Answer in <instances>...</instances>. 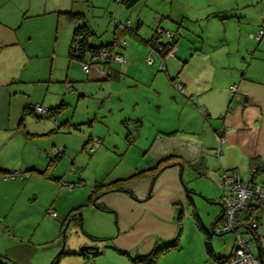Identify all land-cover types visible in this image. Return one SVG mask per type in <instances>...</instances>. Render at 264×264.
Instances as JSON below:
<instances>
[{"label": "rangeland", "instance_id": "374dc122", "mask_svg": "<svg viewBox=\"0 0 264 264\" xmlns=\"http://www.w3.org/2000/svg\"><path fill=\"white\" fill-rule=\"evenodd\" d=\"M13 1L27 6L23 14L12 10L8 2L0 6V18L12 22L24 16L26 20L19 33L26 51L10 48L0 57V71L6 70L12 77L8 81L4 80L6 74H0V85H3L0 86V166L9 170L2 175L8 182H0V223L8 225L4 226L7 237L0 240V244L4 242L0 253L2 264H50L53 260L54 264H135L132 258L136 254L131 255L127 250L124 251L130 256L122 254L113 245L110 237L116 234L117 216L112 209L99 208L92 202L93 185L145 173L149 171L148 166L152 170L154 155L149 149L153 145L155 126L177 125L183 113V108L171 98L170 88L180 94L171 78L178 74L193 81L225 74L223 70L212 72L208 68L200 77L196 76L202 70V65H195L199 63L198 56H191L197 48L203 47L213 58L223 59L231 58L238 51L255 54L264 51V38L258 42L251 37L264 28V0H141L129 9L117 0ZM230 7L234 8L224 11ZM62 10L83 14L95 32L91 37L94 44L112 41L117 23L124 25L130 20L137 27L141 20V33L151 36L160 27L163 33L159 41L171 42L170 31L178 40L174 49L180 48L183 52L178 57L165 56L167 70L157 71L159 64H147L145 58L149 54L156 63V58H161L158 52L152 51L143 56L142 70L135 62L123 67L119 62H112V67H122L123 76L119 81L89 80L80 63L70 61L68 47L74 26L59 14ZM240 12L246 14V19L238 17ZM117 31L120 41L125 39L129 43L124 49L116 48L129 60L130 44L137 41L128 33H121V28ZM147 48L152 50L150 46ZM181 53L190 62L183 65ZM104 66L109 69V65ZM147 67L159 74L155 80L145 71ZM153 83L164 90L165 98L155 90L149 91ZM28 102L42 104L44 108L56 107L61 102L66 104L53 117L40 119L38 114V117L28 115L24 126H20L23 108ZM138 116L142 118L140 126ZM99 139L103 141L97 144ZM190 141L196 142L192 138ZM64 147L67 154L52 167L53 175L61 180L39 174L53 163L55 149ZM209 151L213 159L207 164L205 175L184 165L182 179L188 196L186 205H180L177 214L178 249L162 256L160 264H187L190 249L207 264L205 236L196 221L200 219L211 232L222 213L220 199L225 193L215 170L218 162L215 150ZM30 167L37 170L27 171ZM259 176L258 180L263 181L264 172ZM79 179L80 186L71 189L67 185ZM97 203L103 205L98 200ZM50 210L56 213L55 218L49 215ZM242 231L257 255L258 245L252 233ZM258 232L264 247V219ZM211 236L215 251L226 256L232 252L234 232ZM86 246L98 248L99 254H80Z\"/></svg>", "mask_w": 264, "mask_h": 264}, {"label": "crops", "instance_id": "0c3cea01", "mask_svg": "<svg viewBox=\"0 0 264 264\" xmlns=\"http://www.w3.org/2000/svg\"><path fill=\"white\" fill-rule=\"evenodd\" d=\"M8 2L9 0H4L0 3V6L4 4L7 5ZM9 3H11L10 7L11 9L13 8L12 10H20L22 14L23 10L27 8L25 5L15 4L13 0ZM124 7L127 8L126 6ZM232 8L230 7L224 11L227 12ZM65 12L73 11L62 10L59 14L62 15L65 21L73 24L74 32L78 23L68 20L63 15ZM238 17L246 19V14L244 12H240L238 13ZM25 20L24 16H22L21 20H13L12 22H7L6 20L0 18V57L3 56V54L10 48H13L15 51L19 50L23 53L26 51V47H24L25 45H23L19 33L21 27L25 23ZM60 20L61 16H59V21ZM84 22L87 23L85 18ZM142 24L143 22L139 20L137 27H134V21H132V29L130 31H121V33H128L137 41V43L130 44L133 52L129 51V60H126L124 53L119 52L118 48H116L119 46L124 49L128 45H122V40L120 41L119 32L117 31L119 29L114 31L113 40L106 44H94L91 42L94 45H108L114 43V48H103L88 61H77L80 63L81 67L83 62L91 65L87 73L89 80L109 81L112 79L119 81L123 76V73L121 72L123 64L132 65L133 62H135L140 65L138 68L142 70L144 68L142 64L143 61H141L143 56L152 51L158 52L161 58H156L158 60L156 63V61L151 57L152 55L149 54L145 60L147 62V58H152L153 63L149 64L147 62V64L149 66L159 64V70L157 71L167 70L168 65L165 57L166 50H163V48L165 47V44L169 42L158 41V46L147 43L146 40L150 39L154 33L151 36L150 34L141 33L140 27ZM88 26L90 27L89 24ZM261 29L264 30V28ZM73 32L69 41L70 44ZM93 33L95 34L94 31ZM257 34H251V37L253 40L260 42L263 40L264 35L261 40H258L256 38ZM161 35L162 33L159 35V38L162 37ZM203 41H205V39H203ZM160 42H163L164 44H160ZM70 44L68 47V53ZM148 46H150L152 50H149L147 48ZM102 50H110L112 52L115 51L121 53L124 57V61L119 62L122 64V67L119 68L118 66L116 67L118 69H116L115 67H112V62L104 60L94 61L96 56ZM174 50V56L177 57L179 52H183L180 51V48H175ZM188 51L191 52V49ZM195 55L198 56L197 60L199 61V63L195 62V65L197 67L202 65L201 72L199 71L196 76L200 77V75L207 71L208 68H211L212 72H219L223 70V73L225 74L215 76L216 78H213L211 75L207 76V78L205 77V80L198 78L193 81L178 74L175 78L170 77L171 79H174L172 82L173 84L175 82H179L184 88V92H181L174 84L175 88L181 95L177 94L175 90L170 88L173 93L171 98L178 104L179 108H183V113L180 118V123L177 125L170 127L155 126V130L153 131L155 133L153 145L149 149V151L153 152L154 155V167L150 170V167L148 166L147 168L149 171L145 172L141 176L132 177L134 174L130 175L132 178L125 187L132 190L133 196L124 191H107L97 199L98 202H101L103 205L109 207L116 213L118 228L117 231H115V235H112L114 233H110L112 235L110 238L113 240V245H116L119 249L129 251L131 255L148 254L155 247L164 246L165 243L163 242L167 243L169 240L176 237L178 227V209L180 205H186L188 196V192L184 188L182 179L185 170L184 165L188 164L191 166L194 164L197 167L201 166L202 170H205L204 173L206 174L207 164L211 159H213V155L209 150L213 149L215 150V156L218 159L215 167L216 171L223 168L227 171L238 174L242 179H246L244 177L249 178L251 169L254 166L252 161L259 159V164H262L263 166L260 172H264V51L259 54H255L253 51H249L248 53H246V50L238 51L231 58L229 57L223 59L221 57L213 58L211 54L205 52L203 47H201V49L197 48L196 52L191 54V56ZM133 56L134 60L132 58ZM246 56L250 59L246 58ZM181 60H185L183 65L190 62V58L183 53L180 54V61ZM70 61L75 60L70 59ZM161 63H164V69H160ZM104 65H109V69L106 70ZM145 71L154 77L153 80L159 76V74H156V70L152 67L145 68ZM0 74H3V76L6 74L4 80L9 81L10 78H12L10 77V73L6 70L0 71ZM136 83L138 84V81H136ZM232 87L235 89L232 90ZM152 88L149 91L153 92L155 90L156 92H159L161 97L165 98L164 90L161 87L155 86L153 83ZM63 99L65 98L63 97ZM167 101L168 99H166V102ZM137 102L140 103V100ZM64 103L65 102H61L62 106ZM35 105L36 104L30 102L25 104L19 124L20 126L22 124L24 126L26 116L37 114L34 111ZM51 108L55 107L51 106L48 110ZM26 111L27 114H24ZM53 116L44 117L47 118ZM39 118L41 119L42 117ZM138 118L139 119H137V121L140 126L142 118L140 116H138ZM143 118L145 120V117ZM137 130H139L138 127ZM219 130H223L225 132V141L223 142L222 147H220L221 151L218 155L217 150L219 145L217 141V131ZM181 135L186 138L179 137ZM191 138L196 140V142L190 141ZM102 141L103 139H99L97 144ZM54 152L56 155L51 158H55V160L62 158L65 152L67 154L65 147L61 149L57 148ZM169 156H173V159L165 165L162 171L157 173L156 177H154L159 161ZM54 162L56 163V161H53V163ZM48 168L45 170H48ZM0 169H4L9 172L8 168L4 166H0ZM29 170L37 169L30 167L27 171ZM45 170L41 169V171ZM49 173L51 174V178L57 181L61 180V177H55L53 175L52 170L51 172L49 171ZM5 174V172H0V182L2 183L8 182V180L2 176ZM43 176L47 177L46 175ZM130 176L120 177L119 179L128 178ZM79 181L81 180L79 179L77 182ZM257 182L264 183V179L261 182L259 180ZM55 216L52 218H55ZM257 217L260 221L259 223H261L264 219V212L258 213ZM4 226L8 227L7 224H4ZM4 226L1 222L0 240L3 241L4 237H7L5 236L7 234ZM3 243L4 242L0 244V253L4 250L2 249ZM234 244L232 251L235 246ZM177 249L178 248H172L161 254L156 264H160L159 259H161L162 256L167 253L176 252ZM190 251V258L187 264H204L205 259H203L201 255L197 256L196 251H193V249H190ZM215 253L218 257L222 256L228 259L232 252L228 256L218 251H215ZM206 258L207 261L205 262L208 264V261L210 260L207 255Z\"/></svg>", "mask_w": 264, "mask_h": 264}, {"label": "trees", "instance_id": "16d2710c", "mask_svg": "<svg viewBox=\"0 0 264 264\" xmlns=\"http://www.w3.org/2000/svg\"><path fill=\"white\" fill-rule=\"evenodd\" d=\"M118 3L126 6L127 8H131L134 5H136L139 1L141 0H117ZM68 20L70 21H75L76 23H78V25L75 27L74 32H73V37H72V41L70 44V49H69V58L75 61H88L89 59H91L93 56H95L101 49L105 48V49H113L114 48V43L108 44V45H94L91 43V37L92 35H94L93 31L90 29V27L88 26L87 23L84 22V16L81 13H77V12H65L63 14ZM82 22V23H81ZM116 29L118 28V24H116ZM123 30L121 31H130L132 28L131 27H125L122 28ZM160 33H158L157 29L154 32V35L150 38L147 39V43L149 44H154L156 46H158V41L160 40L159 38ZM174 37V36H173ZM172 38V41L169 43L165 44V47L163 48V50H166V54L174 49L175 44L177 39ZM113 47V48H112ZM171 81L173 82L174 79H171ZM62 107V104L59 105L58 107L55 108H51L48 111V114L46 116H53L56 112L59 111V109ZM27 110V107H26ZM34 112V111H33ZM27 114V111L24 113ZM39 117H44V116H40ZM128 140L130 142H132L131 140V136L128 135ZM173 159V156H169L165 159H162L159 161L158 166H157V171L154 174V177H156L157 173H159L160 171L163 170V168L165 167V165H167V163H169V161H171ZM54 161H57L54 159ZM259 159H256L254 161H252V164L254 165L252 168H255L256 171L255 173L251 176L250 178V185H259L264 187V183H259L258 181V176L261 173L260 170L262 169V164H259ZM55 165L54 163H50L49 164V168L48 170L45 171H39V173L46 175L47 177L51 178V174L49 173V171H51L53 168V166ZM202 165V164H199ZM193 169H195L197 172H199L201 175H205L204 171L202 170L201 166H196L194 164L191 165ZM5 172L8 173V171L4 170V169H0V172ZM143 172H138L137 174H135L132 177H138L143 175ZM132 177H128V178H124V179H119L116 181H113L111 183H96L93 185V189H92V202L98 206L99 208H103V209H108L110 210L109 207L105 206V205H101L99 203H97V199L99 198V196H101L103 193L107 192V191H124L129 193L130 195L133 196V192L131 189L126 188V184L131 180ZM96 196V197H94ZM223 196V195H222ZM224 208V205L222 202H220ZM264 212L263 209H243L237 212V229L239 231L242 232V235L244 234V232L242 231V229H246V231L252 233L253 238L255 239L258 247L261 250V254H262V264H264V247L261 244V237L260 234L258 232V228L260 225V221L258 219L257 222V226L255 228H253L251 226V220L253 219V217H257L258 213ZM71 216L69 215V217H67L68 219ZM258 218V217H257ZM224 220V216L222 218H218V223L216 225H214L211 228V232L209 230H207L203 224L201 223L200 219L196 221V224L198 226V228L202 231V233L205 236V251H206V255L208 257V259L210 261H208V264H223L229 263V260L231 259V257L233 256L234 252H235V248L236 246H234V249L230 255V257H228V259H226V257H222V256H217L213 246L211 244V234H216L217 232L215 231L216 227L219 226V224ZM230 232H234V231H230ZM227 232L224 233H218L219 235H223ZM235 233V232H234ZM236 234V233H235ZM179 239V235H177L173 240H171L170 242L166 243L164 246L161 247H155L150 253L148 254H143V255H136L135 258H132V261L135 264H139V263H144V264H156L158 258L161 256V254L165 253L166 251L172 249V248H177L178 243L177 240ZM235 245V244H234ZM117 251H119L122 254H128L127 251H124L122 249L116 248ZM88 252H84L81 251L80 254L85 255ZM99 254V251L94 252L93 255L96 256ZM258 256V255H257ZM1 255H0V264H2V260H1ZM226 259V260H225ZM54 260L50 263V264H54Z\"/></svg>", "mask_w": 264, "mask_h": 264}, {"label": "built area", "instance_id": "2783aa9c", "mask_svg": "<svg viewBox=\"0 0 264 264\" xmlns=\"http://www.w3.org/2000/svg\"><path fill=\"white\" fill-rule=\"evenodd\" d=\"M118 28L122 29L125 27H131V21L128 20L126 24L122 25L121 23H117ZM158 33H163L162 28L157 29ZM169 36L173 37V33L168 31ZM264 35V30L261 29L256 38L261 40ZM127 40H122V45H127ZM168 55L174 56L175 50L172 49L168 52ZM109 61V62H123L124 57L121 53L112 52L110 50H102L94 59V61ZM147 62L149 64L153 63L151 58H147ZM91 65L88 63H82V69L86 73H88ZM164 63L160 64V69H164ZM176 88L184 92V88L181 83L175 82L174 83ZM72 88V85L69 86ZM235 88L232 87V90ZM34 111L41 116H46L48 114V108H44L41 104H36L34 106ZM223 130L217 131V141L219 148L217 150L218 155L220 154L222 144L225 141V135ZM73 170V168L71 169ZM256 169L252 168L251 173L248 179H242L238 174L232 173L227 171L223 168L218 170V174L220 176V183L221 186L224 188V195L221 197L220 201L224 205V220L216 227L215 231L217 233H224L234 231L236 234L235 238V252L231 259L229 260L228 264H262L261 259L259 256L255 255L253 252V246L250 241L246 240L242 232L239 231L236 227L237 225V218L236 214L238 211L249 208V209H263L264 210V187L259 185H250V178L255 173ZM13 177V176H12ZM61 185H66L62 183ZM67 185L72 189L75 186H80L81 182H76L75 184H68ZM49 215L51 217L55 216L53 211H49ZM258 218L253 217L251 220V226L255 228L257 226Z\"/></svg>", "mask_w": 264, "mask_h": 264}, {"label": "water", "instance_id": "95a60500", "mask_svg": "<svg viewBox=\"0 0 264 264\" xmlns=\"http://www.w3.org/2000/svg\"><path fill=\"white\" fill-rule=\"evenodd\" d=\"M160 44H164V43L163 42H160ZM224 213H225V210H224V208L222 206V213L220 214L219 219L224 216ZM81 251H84V252H88V253H92L93 254L94 252H97L99 250H98V248H93V247H90V246H86V247L81 248ZM258 256L260 257V259L262 261V254H261L260 248H258Z\"/></svg>", "mask_w": 264, "mask_h": 264}]
</instances>
